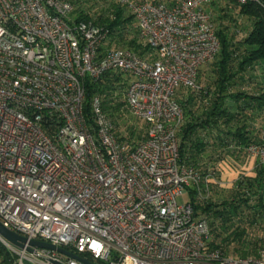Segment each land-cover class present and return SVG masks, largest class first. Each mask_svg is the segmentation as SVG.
<instances>
[{
    "label": "built area",
    "instance_id": "obj_1",
    "mask_svg": "<svg viewBox=\"0 0 264 264\" xmlns=\"http://www.w3.org/2000/svg\"><path fill=\"white\" fill-rule=\"evenodd\" d=\"M109 1L132 15L148 57L111 46L93 20L72 19L69 0H0V221L98 264H264V250L242 257L210 246L207 219L176 198L211 192L213 177L180 161L174 99L178 87L199 89L198 69L219 51L209 0ZM111 71L128 78L125 105L146 124L137 143L117 138L99 97L95 126L86 116V80ZM258 133L246 152L264 163V124ZM0 242L13 264H83Z\"/></svg>",
    "mask_w": 264,
    "mask_h": 264
},
{
    "label": "trees",
    "instance_id": "obj_2",
    "mask_svg": "<svg viewBox=\"0 0 264 264\" xmlns=\"http://www.w3.org/2000/svg\"><path fill=\"white\" fill-rule=\"evenodd\" d=\"M69 1L73 8L76 5L72 19L93 20L110 30L111 46L130 49L141 57L151 53L138 37L132 15L119 3L107 0V8L97 12L83 9L84 0ZM222 1L213 9L218 14V53L198 69V90L178 87L174 95L183 110L178 130L180 161L213 177L208 197L196 201L194 190H189L194 216L208 221L209 245L231 256L254 257L264 248V163L255 159L249 174L240 173L223 186L216 166L229 158L243 162L249 156L246 147L262 141L258 130L264 124V0ZM212 2L215 6V0ZM239 18H244V24L233 28ZM257 70H261L260 76H256ZM127 82L118 71L105 73L98 81L87 79L84 110L95 126L92 102L99 97L117 138L137 143L145 138L146 124L124 117ZM15 261L16 256L0 242V264Z\"/></svg>",
    "mask_w": 264,
    "mask_h": 264
},
{
    "label": "crops",
    "instance_id": "obj_3",
    "mask_svg": "<svg viewBox=\"0 0 264 264\" xmlns=\"http://www.w3.org/2000/svg\"><path fill=\"white\" fill-rule=\"evenodd\" d=\"M214 0H209V2L205 5L206 10L208 8L215 9L223 4L222 0H215V6H213ZM171 0L167 2L166 4H169ZM215 7V8H214ZM261 70L256 71V76H260ZM255 163V158L251 156H246L245 160L243 162L235 161L232 158L229 159H223L222 161L217 163V176L219 177V181L221 185L230 184L232 181H234L240 173H242L244 170H248L251 172V169L253 168V165Z\"/></svg>",
    "mask_w": 264,
    "mask_h": 264
},
{
    "label": "water",
    "instance_id": "obj_4",
    "mask_svg": "<svg viewBox=\"0 0 264 264\" xmlns=\"http://www.w3.org/2000/svg\"><path fill=\"white\" fill-rule=\"evenodd\" d=\"M0 235L2 237H4L5 239H7L9 242H11L12 244L16 245L17 247L20 248H24L27 245V249L29 251L33 250V247H39V248H45V249H49V250H54L57 251L60 254L65 255L66 257L78 260L80 262H82L83 264H98L95 262H92L90 260H87L85 258H83L82 256L73 253L61 246H57L48 242H44V241H39V240H30L28 241L27 238L21 236L20 234L12 231L11 229L5 227L3 225V223L0 221ZM51 263L53 264H65L63 262L51 259L50 260Z\"/></svg>",
    "mask_w": 264,
    "mask_h": 264
},
{
    "label": "rangeland",
    "instance_id": "obj_5",
    "mask_svg": "<svg viewBox=\"0 0 264 264\" xmlns=\"http://www.w3.org/2000/svg\"><path fill=\"white\" fill-rule=\"evenodd\" d=\"M163 1H165V0H163ZM108 5H109V2L107 0H84L83 4H82V8L85 9V10H89L90 9V10L99 12V11H104L107 8ZM74 6H75L74 8H76V5H74ZM211 6L207 10L211 13L214 26L217 28L218 27L217 26L218 25V17H217L218 14L213 9H211ZM244 21H245L244 18L243 19L239 18V20H236L237 26H234L233 28H240L241 24H244ZM123 114H124V117H125L126 120H128V121L132 120L134 122H138V120L135 119L131 115V113L129 112L128 109L123 110ZM242 173L249 174L250 171L244 170ZM176 198H177V202L179 204H185V203L191 201V197H190L188 192H185L184 194L179 195ZM260 234H262V233H260ZM261 250H264V248L261 249Z\"/></svg>",
    "mask_w": 264,
    "mask_h": 264
}]
</instances>
